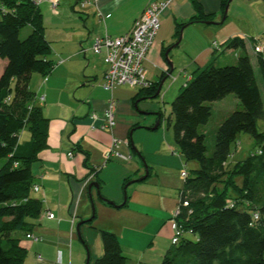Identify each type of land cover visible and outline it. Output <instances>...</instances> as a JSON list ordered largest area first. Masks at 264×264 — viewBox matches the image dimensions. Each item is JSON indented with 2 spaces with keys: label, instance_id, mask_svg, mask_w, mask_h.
<instances>
[{
  "label": "trees",
  "instance_id": "obj_1",
  "mask_svg": "<svg viewBox=\"0 0 264 264\" xmlns=\"http://www.w3.org/2000/svg\"><path fill=\"white\" fill-rule=\"evenodd\" d=\"M190 3L195 13L191 22L217 24L199 0ZM228 3L221 0L222 12ZM24 26L30 29L21 38ZM182 26L176 23V34ZM249 41L253 45L264 42L258 38ZM216 44H211L214 51L219 49ZM222 45L243 49L246 44L244 38L234 36ZM252 49L250 54L264 79V53L254 54ZM50 53L42 13L34 0H0V59L6 61L0 74V160H5L0 166V264L24 263L27 252L20 240L31 233L44 212L42 198L31 195V167L48 146L49 118L28 85L32 72L51 73ZM158 85L141 87L136 96L155 97ZM228 94L242 108L219 124L212 153L206 155L205 134L199 127L209 121L211 103ZM171 109L177 151L186 162L194 160L199 167L187 172L179 191L178 221L184 232L177 243L170 242L159 264H264V192L259 191L264 188V131L260 129L264 100L250 55L245 51L233 63L211 62L197 69L179 88ZM24 128L29 130L30 140L18 143ZM241 134L249 135L258 149L243 161L231 163V147ZM100 233L102 255L92 264H125L118 237L108 230Z\"/></svg>",
  "mask_w": 264,
  "mask_h": 264
},
{
  "label": "crops",
  "instance_id": "obj_2",
  "mask_svg": "<svg viewBox=\"0 0 264 264\" xmlns=\"http://www.w3.org/2000/svg\"><path fill=\"white\" fill-rule=\"evenodd\" d=\"M150 1L162 0H99L96 6L86 0H57L55 8H52L51 0H43L38 6L51 9L54 16L64 15L58 11L60 4L70 11L68 16L78 24L77 34H73V37L79 45L76 46L75 43L77 51L72 47L73 56L78 53L80 55L82 51L85 58L96 37L104 34L114 37L128 32ZM242 1L249 0L230 2L229 15L227 13L226 19L220 24L218 21L222 19L224 12L220 10L221 0H199L203 11L212 14L213 21L217 23L211 25L190 21V17L195 14L190 0H171L168 7L159 14L160 26L144 61L147 80L156 84L164 77L168 70L165 51L174 45L180 33L181 41L176 46L183 53L182 66L188 73L185 75L186 82L197 69L211 62L233 63L245 51L256 65V59L250 54L252 43L249 39L258 38V34L250 35L248 25L242 23L243 20L236 14ZM40 11L44 19L43 10ZM176 23L184 24L179 34L175 32ZM74 29L75 27L72 28ZM234 36L244 38L246 45L243 49L222 45ZM213 41L219 43L218 50L212 49ZM91 56L92 62L79 57V65L86 63L91 68L89 74L94 73L93 78L86 81L88 84L99 79L100 85L106 69L104 55L93 52ZM87 83L82 85L87 86ZM96 86H88L87 89L92 94L93 90L100 88ZM103 90L100 96L85 97L75 108L65 110V105H60L61 116H46L49 118L48 146L39 153L38 160L31 167L34 185L39 186L38 194H33L36 191L32 190L31 195L42 198L44 211L31 233L40 236L41 240L35 241L25 236L21 238L20 245L27 252L23 264H86L88 258V264H92L102 255V245L99 236L90 241L84 234V224L94 225L92 220L95 218V222L100 223L95 228L111 231L118 237L122 253L127 258L125 264H159L170 247L172 231L169 218L184 185V179L180 175L183 160L169 155V147L173 143H155L154 151L159 157L156 159L149 158L148 152L136 150L129 137L132 130L128 132L121 126L122 107L119 102L114 101L116 125L112 130L102 129L108 102L110 99L114 100L113 90L104 87ZM107 91L112 93L110 99L106 98ZM43 100V95L35 98V102H40L37 105L41 109ZM19 134L18 143L28 141H20ZM115 137L122 141H117L116 152L111 153L110 147ZM131 150L142 158V154H145L148 165L145 167L140 164ZM84 152L88 153V158ZM120 154L129 156V160H125ZM132 158L134 164L131 162ZM145 173L146 177L138 180ZM136 182L141 183L136 185ZM94 183H97V187H90ZM120 188L123 189L124 196L121 195ZM99 195L114 205L102 200ZM47 212H51L53 216L48 217ZM106 213L110 214V221L103 218ZM73 215L74 224L71 222ZM80 221L84 222L79 226L81 234L78 235L76 225Z\"/></svg>",
  "mask_w": 264,
  "mask_h": 264
},
{
  "label": "rangeland",
  "instance_id": "obj_3",
  "mask_svg": "<svg viewBox=\"0 0 264 264\" xmlns=\"http://www.w3.org/2000/svg\"><path fill=\"white\" fill-rule=\"evenodd\" d=\"M253 1L255 0H249L248 2L242 1L241 5L238 6L236 14L239 16L241 21L243 20L242 23L248 25L251 32L249 33L250 35H253V33L258 34V40H264V0H257L254 3ZM57 8L58 11L63 12L64 15L54 16V14L50 11V8V10H48L47 8L43 9L42 6L40 7L44 14V35L51 47V53L48 58L53 62L54 68L47 76H44L36 71L32 72L28 85L29 90L34 92L35 98H40L41 95L44 96V100L41 102L43 105L42 112L48 117L61 116L59 115L61 114L60 105H65V110H69L75 108L79 102L84 100L85 97L87 98L90 95L97 97L104 92L102 84L99 85V79L94 80L89 84L86 82L87 80H91L94 76V73L89 74L91 70L90 66H87L86 63L83 66L79 65V57H82L84 60L88 59L91 60V62L93 61V57L91 56V53H93L90 48L91 46L89 47L91 50L87 52L85 58H83L82 51H80V55L78 53V55L76 54L73 56L74 51H72V47H74L77 51L76 46L79 45L77 43V39L73 37V34H77L76 29H78V24L73 21L74 19L68 16L70 11H68V9H66L62 4L58 5ZM232 10L233 8L231 11ZM28 27L29 26H24L20 29L21 38L25 37L24 34L29 30ZM74 27L75 29L72 30ZM178 47L179 46H175L171 49V51L174 49V52L172 51L171 55V51L168 53L169 58L173 61L174 69L172 73L167 76L159 95L155 97L139 98L136 95L139 93L141 87L131 88L125 84L116 87L113 90V95L110 91L105 92V95L107 94L106 98L108 99H110L112 95L114 101L117 103L119 102L122 107L121 126L128 132L132 130L130 140L136 150L142 151V153L148 152L149 158L153 157L156 159L159 157L156 154V151H154L156 145L155 143H173V146L169 147V155L171 157L174 156L181 158L183 160V162H181V167L189 172L197 169L199 164L194 160L185 162V159L181 156V154H179L177 147H175L172 130L174 117L171 112V103L179 91V88L186 82L185 75L188 74L187 71L184 70L185 67L182 66L183 62L181 59H183V53ZM71 56H73V58L69 60V57ZM252 56L254 57L253 54ZM5 62V60L0 59V72L3 69ZM255 75L262 100H264V79H262V76L256 66ZM173 78H175V80H173ZM47 79L48 82H46ZM83 83H87V86H83ZM95 85L100 86V88L93 90L91 94L87 87ZM13 87L14 82L11 84V88ZM134 96L136 97L133 98ZM36 102L37 104H40V102ZM211 106L212 112L209 121L199 127V131L205 134L206 155H211L212 153L216 130L219 124L233 110L242 108L238 100L232 94H228L224 98L211 103ZM157 121H159L158 127L156 129H152L153 125H155ZM116 123L117 119H115V125ZM260 129L264 131V120L260 122ZM30 137V132L27 128L20 131V141L24 142L25 140H29ZM115 140L120 142L122 141L118 139V137H115ZM171 149L173 150L172 152ZM257 149L258 147L254 144V140L249 135L241 134L236 144L234 143L231 147L232 158L229 159V161L231 160V163L236 160L243 161L251 153H255ZM132 155H134L133 157H137L140 164L148 165L145 154H142V158L139 157L135 151H132ZM131 162L134 164L133 158ZM3 163H5V160H0V166ZM90 176L93 175L90 174ZM236 181L240 183L241 179L237 178ZM140 183L141 182H136L134 184L139 185ZM112 188L114 190V187ZM260 190L261 192H264V188L260 187L259 191ZM120 193L124 196L122 188H120ZM33 194H38V192H33ZM231 194H234V192ZM262 199H264V197H262ZM103 218L107 221L111 220V216L108 213L103 215ZM95 220L96 218L92 220V222L94 221V225L84 224V234L90 238V241H93L94 237L99 236L101 243V230L98 229L100 227L95 228V226H98L100 223L98 221L95 222ZM79 233L81 234L80 231ZM84 247H86V245Z\"/></svg>",
  "mask_w": 264,
  "mask_h": 264
},
{
  "label": "built area",
  "instance_id": "obj_4",
  "mask_svg": "<svg viewBox=\"0 0 264 264\" xmlns=\"http://www.w3.org/2000/svg\"><path fill=\"white\" fill-rule=\"evenodd\" d=\"M43 0H34V3L39 5ZM90 1L95 6L99 0H86ZM171 0L162 1H150L141 14L134 20L132 28L123 35L110 36L104 34L103 36L96 37L92 44L91 49L95 53H102L104 55L103 60L106 65L105 72L103 74L102 86L112 91L116 86L128 85L131 88L142 87L146 88L151 85L150 81L147 80L144 70V61L147 57V53L154 43L155 36L160 26L159 14L165 8L168 7ZM57 5V0H51L52 8ZM100 15V13L98 14ZM101 16V15H100ZM217 42L213 41V45H217ZM253 47V53H264V42L257 41ZM85 49H83L84 51ZM175 80V78H173ZM115 102L110 99L108 102L107 109L104 114V123L102 129L112 130L115 125ZM95 115H93V118ZM117 140L113 139L110 152L115 151V145ZM109 152V153H110ZM108 153V156H109ZM125 160H129V156L120 154ZM17 162H14V166ZM183 179L187 177V171L183 169L180 172ZM33 191H38L39 186L34 185ZM180 203L176 205L171 213L169 219V225L172 231L170 242L175 244L178 242L179 237L184 232L182 225L178 221L180 214ZM184 205L187 202H183ZM48 217H52L51 212H47ZM257 217V215H254ZM71 222L74 224L75 216H72ZM27 238L38 241L41 240L40 236L29 233L26 235ZM39 257V256H38ZM40 258V257H39Z\"/></svg>",
  "mask_w": 264,
  "mask_h": 264
},
{
  "label": "water",
  "instance_id": "obj_5",
  "mask_svg": "<svg viewBox=\"0 0 264 264\" xmlns=\"http://www.w3.org/2000/svg\"><path fill=\"white\" fill-rule=\"evenodd\" d=\"M231 1H232V0H229L228 5L225 7V10H224V12H223V17H222L221 21L218 22V23H222V22L225 20L226 15H227V13H228V7H229V4H230ZM204 23H210V21H204ZM181 37H182V34L180 33V34H179V38H178V40L176 41V43H175L174 45H171L170 47H168V48L166 49V51H165V58H166L167 63H168V71L166 72V74L164 75V77H162V79L160 80L159 85H158L157 90H156V95L159 94V92H160V90H161V88H162V86H163V84H164V82H165L167 76L170 75V73H172V71H173V69H174L173 61L169 58L168 53L171 51L172 48H174L176 45H178V44L180 43V41H181ZM158 125H159V121H157V122L155 123V125H153L152 129H156V128L158 127ZM145 167H146V165H145ZM145 177H146V173H145L140 179H138V180H142V179H144ZM92 185H93L94 187H97V183L90 184V187H91ZM97 192H98V190H97ZM98 193L100 194V191H99ZM99 196H100V195H99ZM100 198H101L102 200L108 202L109 204H113V205H114L113 202H111V201H109V200H107V199H104V198H102L101 196H100ZM88 220H90V219H88ZM83 222H84V221H80V222L77 223V225H76V232H77V234L79 233V226H80ZM78 235H79V234H78ZM86 251H87V250H86ZM87 256H88V251H87ZM88 261H89V258L87 259L86 264H88Z\"/></svg>",
  "mask_w": 264,
  "mask_h": 264
}]
</instances>
